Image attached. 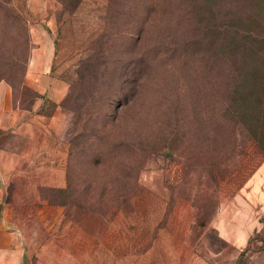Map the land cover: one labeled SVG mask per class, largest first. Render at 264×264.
<instances>
[{
    "label": "rangeland",
    "instance_id": "1",
    "mask_svg": "<svg viewBox=\"0 0 264 264\" xmlns=\"http://www.w3.org/2000/svg\"><path fill=\"white\" fill-rule=\"evenodd\" d=\"M10 1L0 82L22 118L0 130V150L22 152L31 116L65 117L59 179L43 182L27 225L11 230L27 264H264V228L240 250L214 227L264 163V0ZM195 36L229 41L224 63L198 61ZM48 44L56 101L27 80ZM220 65L230 74L208 77ZM242 82L262 101L226 117L222 83Z\"/></svg>",
    "mask_w": 264,
    "mask_h": 264
},
{
    "label": "crops",
    "instance_id": "2",
    "mask_svg": "<svg viewBox=\"0 0 264 264\" xmlns=\"http://www.w3.org/2000/svg\"><path fill=\"white\" fill-rule=\"evenodd\" d=\"M40 50L32 54L27 80L40 94H49L54 89L49 95L56 101L59 83L51 73L55 47L48 44L46 50ZM41 105L38 101L35 110ZM21 118L22 115L12 107L10 86L0 82V130L11 129ZM64 118L59 109L51 116H31V123L23 133L22 152H12L9 145L0 150V264H27L26 241L11 230L27 225L25 208L32 198L39 196L38 188L43 182H57L59 179V167L61 165L63 169L66 161V148L60 140L64 133ZM251 183L253 190L225 202L214 225L223 241L240 250L249 245L254 233L264 228L261 224V218H264V163L257 179ZM12 185L16 199L11 205L5 199Z\"/></svg>",
    "mask_w": 264,
    "mask_h": 264
},
{
    "label": "trees",
    "instance_id": "3",
    "mask_svg": "<svg viewBox=\"0 0 264 264\" xmlns=\"http://www.w3.org/2000/svg\"><path fill=\"white\" fill-rule=\"evenodd\" d=\"M0 10L8 11L9 13L15 14L14 10L11 6L10 0H0ZM17 19L21 22L19 15L17 14ZM214 33V30L212 31ZM230 43L229 41L225 39H220V41L214 40L211 37L209 39L205 37H196L191 41L192 46L195 49L194 56L197 58L198 61H203L206 64L210 62H222L225 58V46L226 44ZM219 47V50H217L216 47ZM214 48V49H213ZM230 56L226 59H230ZM233 61V60H232ZM237 61V60H236ZM206 71L209 74L212 72V78H226L228 76L229 71H226L224 67H214V68H206ZM238 75H243V72L239 70L236 71ZM218 84V87L220 89V84ZM223 87L226 89L228 96H227V108L226 114L224 116L230 117L232 119H235L236 117L241 120L243 118L242 114L240 112H246L248 109V105L250 107L251 104V97L258 95L257 87H255L253 90H247L246 87H248L245 83H222ZM255 94V95H254ZM254 103L259 105L262 101L261 98L257 97L253 99ZM122 108H126L129 106L128 101H120ZM238 114V115H237ZM228 115V116H227ZM242 122V121H240ZM235 128V127H233ZM235 130V129H234Z\"/></svg>",
    "mask_w": 264,
    "mask_h": 264
}]
</instances>
